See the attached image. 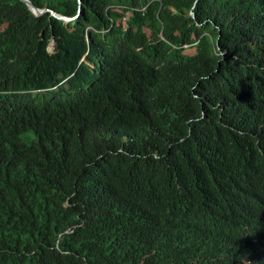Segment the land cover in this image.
<instances>
[{
  "label": "trees",
  "instance_id": "obj_1",
  "mask_svg": "<svg viewBox=\"0 0 264 264\" xmlns=\"http://www.w3.org/2000/svg\"><path fill=\"white\" fill-rule=\"evenodd\" d=\"M30 1L0 0V264H264V0Z\"/></svg>",
  "mask_w": 264,
  "mask_h": 264
},
{
  "label": "water",
  "instance_id": "obj_2",
  "mask_svg": "<svg viewBox=\"0 0 264 264\" xmlns=\"http://www.w3.org/2000/svg\"><path fill=\"white\" fill-rule=\"evenodd\" d=\"M23 2H25L28 6V8L34 13V15L36 16H40L42 14H44L46 11H48L47 9H39L37 8L30 0H21ZM53 16L64 21V22H71L73 20V18H69V17H66L64 15H60V14H57L55 12H53ZM54 45V43H52V46Z\"/></svg>",
  "mask_w": 264,
  "mask_h": 264
},
{
  "label": "clouds",
  "instance_id": "obj_3",
  "mask_svg": "<svg viewBox=\"0 0 264 264\" xmlns=\"http://www.w3.org/2000/svg\"><path fill=\"white\" fill-rule=\"evenodd\" d=\"M51 13L53 14V11H51ZM74 19V18H73Z\"/></svg>",
  "mask_w": 264,
  "mask_h": 264
},
{
  "label": "rangeland",
  "instance_id": "obj_4",
  "mask_svg": "<svg viewBox=\"0 0 264 264\" xmlns=\"http://www.w3.org/2000/svg\"><path fill=\"white\" fill-rule=\"evenodd\" d=\"M193 52H190L189 54H192Z\"/></svg>",
  "mask_w": 264,
  "mask_h": 264
},
{
  "label": "bare ground",
  "instance_id": "obj_5",
  "mask_svg": "<svg viewBox=\"0 0 264 264\" xmlns=\"http://www.w3.org/2000/svg\"><path fill=\"white\" fill-rule=\"evenodd\" d=\"M77 19V18H76Z\"/></svg>",
  "mask_w": 264,
  "mask_h": 264
}]
</instances>
